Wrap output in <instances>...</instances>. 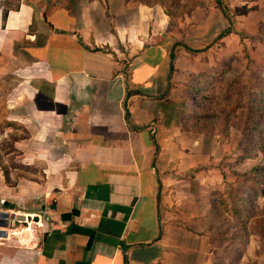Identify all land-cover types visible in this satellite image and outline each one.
<instances>
[{
    "label": "crops",
    "instance_id": "1",
    "mask_svg": "<svg viewBox=\"0 0 264 264\" xmlns=\"http://www.w3.org/2000/svg\"><path fill=\"white\" fill-rule=\"evenodd\" d=\"M9 1H0V72L22 78L5 94L6 118L22 125L11 145L35 172L10 185L0 170V210L28 217L0 236V264H208L202 228L216 215L219 168L206 138L177 117L175 90L188 70L177 62L210 42L168 49L171 19L162 13L156 28L151 4Z\"/></svg>",
    "mask_w": 264,
    "mask_h": 264
},
{
    "label": "rangeland",
    "instance_id": "2",
    "mask_svg": "<svg viewBox=\"0 0 264 264\" xmlns=\"http://www.w3.org/2000/svg\"><path fill=\"white\" fill-rule=\"evenodd\" d=\"M50 1L53 5L60 6L66 0ZM126 1L129 6L139 2L138 0ZM222 1L228 7V14L233 23V32L220 39H211L209 34L219 32L230 24L214 0L205 2L198 9L195 6L197 0H151V5H155V8L150 9V14L154 13L157 16L156 19L160 18L155 22V27L158 28L161 25L164 27L162 19L166 16L162 13L167 10L173 12L174 16H169L171 20H169L166 31L167 34L173 36V39L167 43L168 49L174 42L183 40L189 41L190 39L196 42L194 43L195 48L202 46V41L210 42V47L208 46L209 48L206 49L208 52L205 55L199 51L189 58V62H184V64L181 61L177 62L178 72H182L184 69L188 70L182 77L186 81L177 80L179 86H176L175 90L178 96L176 101L177 117L181 116L184 120V128L193 133H200L202 138H206L207 141L204 142L206 148L204 146L202 151L205 155L209 154L213 158L212 163H209L210 166L219 168L218 189L214 190L216 192L214 198L217 203L216 215L213 214L212 218L209 217L208 221L211 223H207V226L203 225L202 228L207 233L205 246L208 248V257H210L208 264H232V260L235 258H238L236 264H264V196L259 194L253 203L252 217L246 221V229H248L246 239L242 240L236 237L237 234L243 235V233L241 228L235 227V224L240 226L245 220V211L248 209L244 205L235 206L237 198L246 195L251 184L244 181L242 174L251 173L252 168L264 165V155L260 150L264 142V101L259 100L261 95L254 91L260 87L259 84L264 82V0ZM16 5L17 0L9 1L5 4V8ZM51 6H48L47 9ZM192 10L195 11L192 13ZM180 11L184 12L176 14ZM35 12L39 14L37 9ZM132 21L134 24V18ZM200 33L207 35L203 37ZM164 35L165 33H162V36L158 35L152 39L147 37L146 45L159 42L164 39ZM125 45L126 48H123L124 54L121 55V58L124 60V64L129 66V69L135 58L129 53L128 44ZM175 46H177L176 43ZM176 48L180 50V47ZM207 60L209 62L207 66L200 65ZM213 69H216L217 72H212ZM209 70L211 73L201 80V87L197 91H186L188 97L193 93V98L189 101H182V97L179 96L184 93L189 83H192L194 76L199 72ZM12 71L10 81H8V75L5 74L7 71L0 72V170L5 183L10 185L13 181L11 179L17 174L35 172L33 168L24 167L19 163V151L11 145L13 138H18L23 134L22 125L6 118L9 111L13 109H9L11 102L9 103L5 99V94L15 85L16 79L22 78ZM178 72L176 76H179ZM232 80H236V82L234 81V83ZM248 88L253 94L248 92ZM236 90H243V94L241 96L236 94ZM252 114H256L257 120L261 122L257 125L256 131H262L259 132L256 141L252 143V148H254L252 153L248 157L238 159V156L243 153L244 146H249L246 132L250 123L249 117ZM258 139L260 140L259 144L257 143ZM206 159L208 158L206 157ZM216 180L215 177H212L213 185ZM256 186L264 187V173ZM220 201H224L226 205ZM232 207L242 210L241 214L244 215V218H233L231 211L228 210ZM205 209H207L206 206L199 208V215L195 214L194 217L201 216ZM18 222L17 225L22 223ZM253 226L256 228L252 229Z\"/></svg>",
    "mask_w": 264,
    "mask_h": 264
},
{
    "label": "trees",
    "instance_id": "3",
    "mask_svg": "<svg viewBox=\"0 0 264 264\" xmlns=\"http://www.w3.org/2000/svg\"><path fill=\"white\" fill-rule=\"evenodd\" d=\"M138 1L140 3L152 4L151 3V0H138ZM214 1L216 3L217 7L219 8V10L221 11V13L223 14V16L227 19L228 23L230 24L226 28L220 30L219 33L217 34V36L215 37V39H220L223 36L228 35L231 32H233V26H232L233 23H232V19H231L230 15L228 14V7H226L223 4V1L222 0H214ZM198 4H199V0H197V3H196L195 6H197ZM182 12H184V11H182ZM182 12L180 11V12H177L176 14H179V13H182ZM166 13L169 16H171V15L174 16L173 15V12H171V11H168L167 10ZM175 43L177 45H180L181 44V42H175ZM183 46L186 47L187 49L193 50V51L201 50L200 48H193V47L187 46L185 44ZM208 46L209 45H206L205 47H208ZM174 59H175V54L172 51L171 54H170V62H169L170 63V69L173 68ZM213 70L214 71H212V72H214V73L217 72L216 69H213ZM209 73H211V70L199 72V73H197L194 76L192 83H189V85L187 86L186 90H184V93L181 95L183 101L184 100H188L189 101V99L193 98V93H192V96H189L188 97L186 95V91L187 90H190L191 92L192 91H197L201 87V85H200L201 80L204 79V78H206L207 77V74H209ZM212 75L214 77H216L214 74H212ZM234 81L236 82V80H232V82H234ZM259 85H260V87L258 89H254V91H256V93H259V95H261V97H259L258 99L264 101V82H262ZM245 89H246V87H245ZM248 92H251V94H253L250 89H249ZM235 93L241 96L243 94V90H236ZM254 100L256 101V98L255 97H254ZM207 117H208V114H207ZM249 119H250V123L247 126L248 130L246 132V139H247V143L249 144V146H244L243 153L240 156H238V159H243L245 157H248L252 153V151L254 149V148H252L253 147V144L252 143H254L256 141V137H258L259 132L262 131V130L256 131L257 125L261 124V122L257 120L256 114L250 115ZM183 122H184V120H183ZM262 134H263V132H262ZM259 142H260V140L258 139L257 140V143L259 144ZM260 150H261V152L264 155V142H263ZM252 171H251V173H253V174H251V173H243L242 174V177L244 178V181L250 182L251 184L249 185V192H247L246 195L237 198L236 203H235V206L244 205V207L246 206L248 208L247 211H245V220H243L242 224L240 226L238 224H235V227L236 228H241V231L243 233V235H238L237 234L236 237H239V239H242V240L243 239H246V237H247V233H248L247 230L248 229H246V221L248 220L249 217H252V213H253V210H252L253 203H254L255 199L257 198V196L259 194H261L262 196H264V187H262V186H256V183L259 181V178L262 177V173H264V165L261 166V167H257L256 166V167L252 168ZM4 172L6 173L7 171H4ZM220 203H225V202L224 201L223 202L220 201ZM225 205H226V203H225ZM213 207H215V209L217 210V203H216V199L215 198L213 200ZM228 210L231 211L232 214L231 213L230 214L232 215L233 218H235V219H242V218H244V215L241 214V211L242 210H238V209L236 210L233 207H232V209H228ZM258 222H260V220H258ZM255 228L256 227H254V226L252 227V229H255ZM237 260H238V258L233 259L232 260V264H236V261Z\"/></svg>",
    "mask_w": 264,
    "mask_h": 264
},
{
    "label": "water",
    "instance_id": "4",
    "mask_svg": "<svg viewBox=\"0 0 264 264\" xmlns=\"http://www.w3.org/2000/svg\"><path fill=\"white\" fill-rule=\"evenodd\" d=\"M20 219V221L27 222V216H13V214H8L5 210H0V236H7L8 228H13L15 225V220Z\"/></svg>",
    "mask_w": 264,
    "mask_h": 264
}]
</instances>
